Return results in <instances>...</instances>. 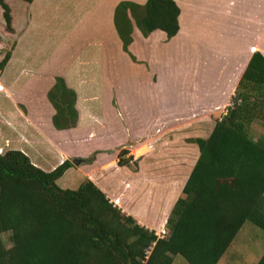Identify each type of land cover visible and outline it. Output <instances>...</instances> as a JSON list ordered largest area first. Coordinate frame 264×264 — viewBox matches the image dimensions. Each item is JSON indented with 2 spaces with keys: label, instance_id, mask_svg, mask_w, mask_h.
Segmentation results:
<instances>
[{
  "label": "crops",
  "instance_id": "crops-1",
  "mask_svg": "<svg viewBox=\"0 0 264 264\" xmlns=\"http://www.w3.org/2000/svg\"><path fill=\"white\" fill-rule=\"evenodd\" d=\"M123 1L147 2L74 0L77 20L69 24L71 15L59 9L62 3L53 7L51 0H6L16 36L11 59L0 72V154L20 151L48 173L71 162L57 181L59 188L75 191L89 180L123 214L160 236L169 232V216L199 159L192 141L210 137L216 122L227 115L251 57L255 52L264 56V0H174L181 10L180 31L171 40L162 31L145 38L134 24L129 50L136 63L123 51L114 25L116 7ZM218 17L222 25H204ZM34 23L42 24L48 35L59 31L56 39L67 42L59 45L54 57L51 43L48 49H39L31 37L27 39ZM3 45L0 41V62L6 54ZM165 58L178 64L180 95L175 103L176 95L170 92L176 85L169 87L160 75ZM57 78L76 93L74 128L58 130L53 124L56 110L48 93ZM129 83L147 85L155 104L153 117H133V107L123 101L127 100L123 88ZM102 91L106 96L100 95ZM179 117L200 119L192 123ZM176 121L181 122L177 128ZM123 150L125 159L133 161L119 167ZM74 160L83 163L76 166ZM256 230L243 226L238 233L256 235L261 242L241 264H258L264 256V229L263 235Z\"/></svg>",
  "mask_w": 264,
  "mask_h": 264
},
{
  "label": "trees",
  "instance_id": "trees-1",
  "mask_svg": "<svg viewBox=\"0 0 264 264\" xmlns=\"http://www.w3.org/2000/svg\"><path fill=\"white\" fill-rule=\"evenodd\" d=\"M0 8L5 29L13 34L11 7L0 0ZM180 14L174 0L120 2L114 25L123 51L136 61L129 50L134 24L145 38L162 31L171 40L180 31ZM10 59L8 52L0 72ZM48 99L56 110L55 128H74L76 93L62 78ZM257 120L264 125L260 52L251 57L227 115L209 138L192 141L200 156L169 216L164 239L123 214L89 180L75 191L59 188L57 181L71 162L48 173L20 151L0 154V264H173L175 256L188 264H218L246 223L264 229V138L255 142L248 130ZM126 155L125 150L119 153V167L133 161ZM6 232L11 248L1 239ZM258 264H264V256Z\"/></svg>",
  "mask_w": 264,
  "mask_h": 264
},
{
  "label": "rangeland",
  "instance_id": "rangeland-1",
  "mask_svg": "<svg viewBox=\"0 0 264 264\" xmlns=\"http://www.w3.org/2000/svg\"><path fill=\"white\" fill-rule=\"evenodd\" d=\"M42 1H47V0H42ZM74 0H51V2L53 3V7H55L57 4H63L62 6L59 7L60 8H64L65 12L68 11V13L70 12V18L69 21L66 20V22H69V24H71V22L76 21V17H77V13L73 11V2ZM13 5V4H12ZM14 6V10L17 12V8L15 5ZM208 7H212V2H209L207 4ZM87 10L89 11V13L91 12L90 9L87 8ZM75 11H77V9H75ZM56 12V9L52 10V14H54ZM198 14H201V11H196ZM48 14V13H47ZM221 17H218V19L216 18H210L208 19V23H204L205 24H223L224 22H221L219 19ZM65 22V28L66 29H70V26L68 24H66ZM3 26H1L0 24V41L5 44L3 45L5 48L4 50H2L4 53L10 52V50H12L13 47V42H12V37L13 34L15 35V32L13 34H10L6 31L5 29V24H2ZM205 28V27H204ZM230 28V27H229ZM223 31H226L223 30ZM202 34H205V32H202ZM27 36V39L31 37V41L32 45L34 44L33 47L36 48H42V47H47V49L49 48V44L51 43V46L53 47V51H52V55L53 57L55 56L56 52L59 49V45H65L67 42L63 39H56L60 36V32L58 31V33L56 34H46V30L42 27V24H37L34 23V27L32 26L31 30L25 34ZM79 36V35H78ZM72 40H75L74 37L71 38ZM233 42H228V44H231ZM217 45H220V41L216 42ZM70 45L72 47H74L76 45V43L74 42H70ZM60 52V49H59ZM5 55H3L4 57ZM133 56V55H132ZM134 57V56H133ZM135 58V57H134ZM136 59V58H135ZM210 58H201V61L204 60H208L209 61ZM133 62H137L133 61ZM210 62V61H209ZM177 62L172 63L170 58H165V63L164 66L161 67L160 70V75L163 76V78L165 79V81L167 82L169 87H173L175 88V91H171L170 93H175L176 95V99H174V103L177 102V99L180 95V91H178V86H180L179 84H177L176 78L178 75H176L178 73V66H177ZM185 69V68H184ZM8 78V76H7ZM7 80V79H6ZM175 80V82H174ZM104 90V89H102ZM124 90V91H123ZM123 94H125L127 96V100L125 101V99L123 100L128 106L131 105L133 107V117H153V113L155 112V104L151 103V100L149 98V91L147 88V85H142L141 87H138L137 85H134L133 83H129V85L124 86L123 88ZM199 93V92H197ZM106 91H102L100 92L101 96H106ZM148 96V98H147ZM193 97V93L192 96ZM123 104V103H122ZM121 107H123L121 105ZM119 106L117 107V110ZM196 110V109H195ZM115 114L112 113V117ZM101 116V115H100ZM98 116V117H100ZM116 117H118V113H116ZM178 118V117H176ZM194 117H179V120H183L184 122L187 120H191L194 121L192 123H195L196 120H199L200 117H195L194 119H192ZM179 121V122H180ZM176 121V128L181 124V122L179 123ZM191 123V124H192ZM199 123V122H198ZM249 130V134L250 136L253 138V140L255 142H259L261 139L264 138V125L259 121H255L251 127L248 129ZM251 227L252 229H255V226L251 223H246L244 225L245 227ZM258 230L257 233H260L261 235H263V229L261 230V228L256 227ZM256 236V235H255ZM255 236H253L252 234H250V237H245L242 233H240L237 238L234 240V242L232 243V245L230 246V248L228 249L226 255L220 260V262L218 264H241V261H244L246 258V255L248 253L250 254H255V251L257 250L256 245H259L257 239H255ZM1 239L4 243V245L6 246V248H11L12 244H11V233L6 232L3 233L1 235ZM173 264H188L187 261L182 258L181 256H175L174 257V262Z\"/></svg>",
  "mask_w": 264,
  "mask_h": 264
},
{
  "label": "built area",
  "instance_id": "built-area-1",
  "mask_svg": "<svg viewBox=\"0 0 264 264\" xmlns=\"http://www.w3.org/2000/svg\"><path fill=\"white\" fill-rule=\"evenodd\" d=\"M168 235H169V232L163 231V232L161 233V235L158 236V237L161 238V239H164V238H166ZM149 253H150V252H148V254H149Z\"/></svg>",
  "mask_w": 264,
  "mask_h": 264
},
{
  "label": "water",
  "instance_id": "water-1",
  "mask_svg": "<svg viewBox=\"0 0 264 264\" xmlns=\"http://www.w3.org/2000/svg\"><path fill=\"white\" fill-rule=\"evenodd\" d=\"M82 163H83V161H81V160H74L73 161V164L76 165V166L77 165H81Z\"/></svg>",
  "mask_w": 264,
  "mask_h": 264
}]
</instances>
